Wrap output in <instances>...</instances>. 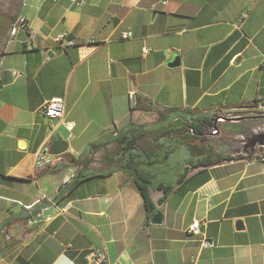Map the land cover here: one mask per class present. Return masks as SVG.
<instances>
[{"label":"crops","instance_id":"1","mask_svg":"<svg viewBox=\"0 0 264 264\" xmlns=\"http://www.w3.org/2000/svg\"><path fill=\"white\" fill-rule=\"evenodd\" d=\"M20 17L29 34L17 31L0 56V264H94L92 248L105 264H264L263 158L229 160L215 146L221 157L199 166L204 156L177 132L117 149L133 125L157 134L185 112L264 101V0H22ZM60 33L75 44L62 49ZM54 97L71 131L38 112ZM57 137L67 151L35 168ZM91 146L86 178L68 188L76 169L66 157L82 160ZM117 158L150 175L161 224L149 223ZM193 220L204 223L198 235L186 232ZM200 237L215 246L200 248Z\"/></svg>","mask_w":264,"mask_h":264},{"label":"trees","instance_id":"2","mask_svg":"<svg viewBox=\"0 0 264 264\" xmlns=\"http://www.w3.org/2000/svg\"><path fill=\"white\" fill-rule=\"evenodd\" d=\"M6 1L10 2V0H6ZM6 1H4V2H6ZM14 1L16 2L17 10L15 12H13L12 16H10V15L4 16L3 14L0 15V40L6 35V31L9 28L10 24L12 23V20H14L15 18H17L20 15L22 0H14ZM1 2H3V0H1ZM3 6L4 5L2 3V7L0 6V13H2ZM23 22H24V20H23ZM19 24L17 26H19ZM22 32L27 34V35L29 34V30L25 24L22 28ZM140 109L149 110V109H151V106L150 105L143 106ZM188 113L189 112H185L182 115H178L174 120L171 119L174 122L181 123L180 127L175 128L173 126H168L167 127L168 130L165 129L164 130L165 132L163 134L166 135V134L172 133V132H179L180 130H182L181 128H183V126L184 127L187 126L185 128H187L189 131H191V133L189 132V134L196 133L197 132V126L195 125V122L199 121V120L206 127L211 125V118H209L211 116H209V117H193L191 113L190 114H188ZM163 119H165L164 112L158 111V120L161 121ZM171 120H169V121H171ZM154 131L155 130H153V128L150 125H133V127L130 128L129 130H127L124 135L122 134L119 136L120 140H118V146H117L118 151L123 153L125 150H129V149L136 150L140 146L139 141L141 139H144L145 137H147L148 134H151ZM188 137H190L191 139L196 138L192 135H190ZM196 139L198 140L199 138H196ZM97 148H99V147L91 146L89 156L85 157L82 160H76L75 158H73L71 156L66 157L67 163L70 166L75 167V169H76V172L74 173L70 183H68L69 184L68 188L74 187L81 180L86 178V175L83 173V170L86 169L87 166L92 162V155L96 151ZM189 148H191L193 150L197 149L198 154L204 156V160L197 162V164L199 166L204 165V164H210L211 162L216 161L221 157V154H219L217 152H216L217 153L216 154L214 152L213 148H211L209 150L205 146L195 147L194 145H191ZM114 163H116L118 168H120V169H122L128 173V175L131 177V179L133 180L135 186L137 187V189L139 191V194H140L141 199H142V205H143L144 210L150 215L153 214L156 211V207H155V204L152 201L151 196L148 192V188L150 185V179H151L150 175L143 174L141 171L137 170L136 164L132 161L131 158L127 159V160L117 158L114 161ZM186 177H187V172L184 174H181L179 176V178L175 181V185L182 183L186 179ZM65 186H67V184H65L64 187ZM172 187H173V185L160 187V189L163 191V196L158 200L159 203H161L165 199V197L167 196V192L170 189H172ZM62 189H63V187L59 188L58 194L61 193Z\"/></svg>","mask_w":264,"mask_h":264},{"label":"water","instance_id":"3","mask_svg":"<svg viewBox=\"0 0 264 264\" xmlns=\"http://www.w3.org/2000/svg\"><path fill=\"white\" fill-rule=\"evenodd\" d=\"M179 58L175 57L169 66H177ZM215 116L208 130L198 136H209L217 140V147L226 148L231 156L229 160L236 159H264V101L252 105H244L213 112ZM68 143L60 138L51 141L48 153L60 155L66 152ZM149 223L158 225L162 223V215L156 211L149 217Z\"/></svg>","mask_w":264,"mask_h":264},{"label":"built area","instance_id":"4","mask_svg":"<svg viewBox=\"0 0 264 264\" xmlns=\"http://www.w3.org/2000/svg\"><path fill=\"white\" fill-rule=\"evenodd\" d=\"M50 2H55L58 0H45ZM74 5L82 6L84 4V0H70ZM166 0H162L164 2ZM246 15L243 14L242 17H245ZM20 24L16 28H13L12 35L16 34L17 31L22 32V28L24 26L23 19H20ZM131 37V32L129 30L123 31L120 35L121 39H128ZM54 41L62 48L65 49L68 46H73L75 42L73 40L67 39L65 33L58 34ZM149 49L146 47L142 48V55H146L148 53ZM129 102L130 104L134 105L135 103V95L133 92H130L128 94ZM38 112L42 114V116L56 119L59 121L63 126L71 131L74 127V122L70 120L64 119V101L60 97H54L48 100H45L40 107L38 108ZM54 155H50L46 148L41 147L38 149V151L35 153V168L37 169H43L53 164L54 162ZM204 224L201 221L193 220L191 223L188 224L186 228V232L189 235H198L200 233V227ZM199 247L200 248H212L215 246V242L212 239H209L207 237H200L198 240ZM88 258L94 263V264H105L106 263V253L100 249L92 248L90 249L88 253Z\"/></svg>","mask_w":264,"mask_h":264},{"label":"rangeland","instance_id":"5","mask_svg":"<svg viewBox=\"0 0 264 264\" xmlns=\"http://www.w3.org/2000/svg\"><path fill=\"white\" fill-rule=\"evenodd\" d=\"M6 0H3V2H1L0 0V6L2 7V3H3V8H2V13L4 16L5 15H10L12 16L13 12H15L17 10V7H16V2L14 0H10V2L6 1ZM3 17V16H2ZM7 17V16H6ZM21 17L20 15L15 18L14 20H12V23L10 24L9 28L7 29L6 31V35L0 40V56H1V53L4 51L6 45L8 44L9 40L13 38V35H12V31H13V28H16V26L20 23ZM206 131L208 130V128L205 129ZM165 131L164 130H159V133L156 134V132H152L151 134H148L147 137H155V136H160V134H163ZM183 130H180L179 132L177 133H182ZM189 135H182L180 136V138L182 140H192L190 137H188ZM204 138V141L202 139L200 140H197L196 138L193 139V145L195 147H198V145H203L205 146L207 149H211V148H214L216 145H217V140H214L213 138H210L209 136H203ZM207 140V141H205ZM199 146V147H201ZM226 149V148H224ZM228 153V151H226ZM177 154V151L172 155V156H175Z\"/></svg>","mask_w":264,"mask_h":264},{"label":"flooded vegetation","instance_id":"6","mask_svg":"<svg viewBox=\"0 0 264 264\" xmlns=\"http://www.w3.org/2000/svg\"><path fill=\"white\" fill-rule=\"evenodd\" d=\"M214 116H215V114H212L211 117H209V118H211V121H212V119H213ZM195 125L197 126V132L196 133L189 134V132L191 133V131H189L187 128H185L187 126H185V127L183 126V128H181L183 130V132L180 133V134H182V135H189V136L192 135V136H194L196 138H199V139H202V140L206 139L203 136H198L197 134L205 131V129L208 128L209 126L206 127L200 120L199 121H196L195 122ZM205 141H207V140H205ZM221 151H224V150L222 149Z\"/></svg>","mask_w":264,"mask_h":264}]
</instances>
